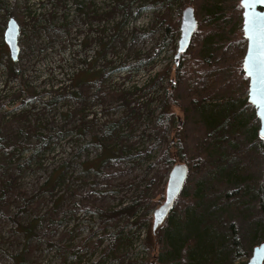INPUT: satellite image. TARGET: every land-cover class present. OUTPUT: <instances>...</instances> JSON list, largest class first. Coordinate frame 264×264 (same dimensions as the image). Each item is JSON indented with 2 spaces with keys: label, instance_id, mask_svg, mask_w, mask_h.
Here are the masks:
<instances>
[{
  "label": "rangeland",
  "instance_id": "1",
  "mask_svg": "<svg viewBox=\"0 0 264 264\" xmlns=\"http://www.w3.org/2000/svg\"><path fill=\"white\" fill-rule=\"evenodd\" d=\"M77 1L86 17L74 0H0V144L5 147L0 152V264H159L162 244L152 230L153 213L166 198L176 164L188 165L190 176L173 213L195 202L201 182L203 227L196 235L213 238L204 264H249L264 243V151L243 69L248 42L242 0H137L125 44L116 42L107 60L97 64V70L110 73L101 92L132 95L95 101L98 86L92 78L85 112L69 117L77 103L69 96L74 77L85 70L83 59L94 56L81 41L100 38L104 19L92 10L108 9L109 0ZM187 8L194 10L198 28L176 68ZM10 19L21 28L17 62L5 43ZM167 26L178 30L176 43L161 48ZM105 32L109 38L114 29ZM11 62L17 77L10 74ZM162 71L164 83L149 88V80ZM170 82L178 101L172 109L175 125L163 147L149 151L148 134ZM134 109L137 117L128 113ZM116 118L125 120L115 145L127 149L129 158L88 171L86 162L101 153L90 141ZM44 140L47 147L36 153L34 147ZM170 143L180 149L168 156ZM145 191L144 208L128 219L132 211L126 208ZM3 196L7 200L1 201ZM152 205L150 216L141 218ZM117 212L123 213L111 218ZM148 219L149 227L141 225ZM31 225L28 241L24 229ZM113 232L119 243L108 250Z\"/></svg>",
  "mask_w": 264,
  "mask_h": 264
},
{
  "label": "trees",
  "instance_id": "2",
  "mask_svg": "<svg viewBox=\"0 0 264 264\" xmlns=\"http://www.w3.org/2000/svg\"><path fill=\"white\" fill-rule=\"evenodd\" d=\"M160 1V0H157ZM74 3L76 5L77 11L81 12V14L86 17L87 11L82 6L83 2H78L77 0H74ZM108 9L101 10L100 12L97 10H92L94 13V16H98L100 20L104 19L103 24H100L101 32H100V38H95L94 40L90 38V43L88 41L82 40L81 46L84 48V51H94V56L92 58H85L83 59L84 63H86L85 70L82 72H78L75 77L73 84L76 86L72 89V92L69 96L77 100L76 103V109L72 111V113L68 114L70 116H76L81 115L85 112V109L87 108V101H88V94L90 91V84H92V78L93 81L96 82L98 88L95 92L93 99L95 101L99 102H106L107 96H111L112 99L116 102L120 100H124L126 97L131 96L132 93L125 92V91H108V92H101L104 89V83L109 78L110 73L107 70H97V64L98 63H104L107 60V56L113 49L116 42L119 43V45L124 41L125 29H129L128 23L131 21V19L134 16L135 9L139 10V2L137 0H109L108 1ZM117 16H120L119 20H115ZM26 17H30L31 15L28 14ZM43 17V15H41ZM111 24V25H110ZM92 25V24H91ZM110 26L113 27L114 33L112 37L105 36L106 32L108 31ZM106 28V30H105ZM178 35V30L167 26L165 31V36L162 39V44L160 45L161 48L173 46L176 43ZM93 41V43L91 42ZM6 43V42H5ZM99 45V52H95V45ZM119 45H117L115 48H117ZM85 51V52H86ZM108 53V54H107ZM106 56V57H105ZM83 58V57H82ZM12 60V59H11ZM145 61V60H144ZM13 62V61H12ZM10 64V74L12 76L17 77L19 75V72L15 70V64ZM176 68L179 65L178 63L175 64ZM125 70V69H124ZM178 70V69H177ZM166 71H162L157 73L153 78H151L148 82L149 88H160V85L164 83L166 77ZM175 89L176 84L174 82H170L168 84V88L166 89V93L164 94V98L161 101V110L158 115L155 116V122H154V128L152 132L148 134L149 138H151L152 144L149 147V151H152L156 148L163 147V144L165 143V134L168 129L173 128L174 124V113L172 109H174L178 104V101L175 97ZM54 99H52L50 102H53ZM100 106H103V104H100ZM104 107V106H103ZM128 113L133 114L134 116L139 115V111L137 109L129 110ZM150 113V111H149ZM138 114V115H137ZM154 114V111L151 113ZM68 117V116H67ZM88 117V116H86ZM125 119L124 118H116L111 120L110 122L105 123V126H103V129L99 131L97 134H95L90 141L93 143L94 146L100 149V154L97 156L96 160H91L86 162V167L88 171H91V167H94V169L97 170V172H100L101 167L103 165H107L108 162L113 161L114 163H120L121 161L129 158L130 153L125 148H117L115 143L116 139L119 137L118 133L122 127H120ZM175 125V124H174ZM259 135V134H258ZM260 138V137H259ZM1 142V138H0ZM48 140H44L43 143L39 146L34 147V150L36 153L41 151V148L47 147ZM259 145L260 148L264 151V139H259ZM165 153L169 156L171 154V151H178L180 147H176V145L173 143L167 144ZM5 147L1 146L0 144V152L4 151ZM167 155L164 157L165 164L168 166H171L173 163L172 159L167 157ZM169 163V164H168ZM168 167L165 168V172L168 171ZM103 172V171H102ZM160 174H163L162 179L164 178L166 173L161 172ZM158 174V176H160ZM158 176L156 180L158 181ZM190 176V175H189ZM55 175L53 176V179H55ZM14 181H10L6 184V189L9 185H11ZM186 186V185H185ZM163 189V186L162 188ZM196 196L193 198L195 201L194 203L187 205L183 204L184 208L178 212H172L166 222L163 224L162 231H160L161 227L157 230L156 233V241L157 244H162V251L157 257L159 264H204L205 262H208L207 260H204V258L207 256V254L210 251V248H213V238L211 235H202L201 237H198L197 233H202V222L201 218L203 215V210L201 208H198V204L200 201V191L202 189L201 182H198V187L196 186ZM187 193V190L185 192V188L183 189L182 194L180 197ZM144 194H149L148 191H145L141 194V196L138 197V200L135 202L134 206L126 208V210H131L132 212L129 213L128 219H133L135 217V211L139 208H144V200L148 199L146 198ZM179 197V198H180ZM178 198V200H179ZM5 201V197L1 198V201ZM178 205V203H177ZM179 207V206H178ZM153 205L148 207L147 214H143L141 218H146L150 216V211H152ZM175 209V207H174ZM174 211V210H173ZM123 212H117L113 214L112 217L117 216L119 217L120 214ZM99 214L102 215V213L99 212ZM149 219L145 222H143L141 225L148 226ZM149 227V226H148ZM34 232L33 226L25 227L24 229V235L27 236V240L29 241L31 238V235ZM234 233H236L234 231ZM110 239V247L108 246V250L112 249L115 246H118L119 243V234L116 232H113L109 235ZM235 245H238V238L235 235L233 240ZM99 264V262L97 263Z\"/></svg>",
  "mask_w": 264,
  "mask_h": 264
},
{
  "label": "water",
  "instance_id": "3",
  "mask_svg": "<svg viewBox=\"0 0 264 264\" xmlns=\"http://www.w3.org/2000/svg\"><path fill=\"white\" fill-rule=\"evenodd\" d=\"M241 5L244 8V37L248 42L243 62L245 76L249 79L248 102L254 107L260 122L259 137L264 139V0H242ZM197 28L194 10L187 8L183 13L180 28L181 38L176 56L177 62L190 48ZM20 30L18 22L10 19L5 31V42L13 62H17L21 54ZM189 175L190 168L186 164H176L170 170L166 185V198L153 213V233L157 232L173 212ZM249 264H264V243L254 249Z\"/></svg>",
  "mask_w": 264,
  "mask_h": 264
}]
</instances>
